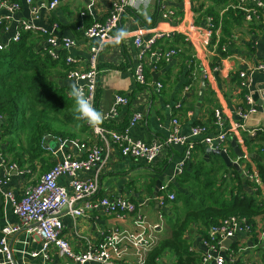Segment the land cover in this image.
I'll return each mask as SVG.
<instances>
[{"label": "crops", "instance_id": "1", "mask_svg": "<svg viewBox=\"0 0 264 264\" xmlns=\"http://www.w3.org/2000/svg\"><path fill=\"white\" fill-rule=\"evenodd\" d=\"M50 1L35 0L34 4L30 5L27 0H0V19H4L8 24V29L2 32V41L8 43L13 39L16 30L24 23L33 24L36 29L30 31H39L40 34H43L41 30L45 27L51 30L53 24L57 23L58 36L75 42L69 53L77 57L80 66L85 68L88 65L90 48L97 43V40L87 39L85 30L91 24L106 18L113 0H59L54 9H48ZM236 1L152 0L147 14H144L142 9L136 11L128 9L120 26L112 35L118 29L126 28L129 39L122 42L119 47H106L99 53L101 73L97 109L105 115L115 105L116 95L128 97L130 101L126 105L118 106L117 118L111 121L105 118L103 125L119 131L127 129L133 139L149 143L155 139L165 138L172 132L174 117H179L180 133L186 136H190L191 127L200 122L208 123L210 129H213L215 108L225 111L229 121L238 120L237 110L244 103V90L240 85L238 71L264 60V21L248 23L244 18L242 20L235 16L238 15V11L233 8ZM14 3L18 4V7L12 8ZM34 5L39 7L37 16L33 13ZM210 7L221 16L227 15L228 21L232 22L229 28L231 44L225 55L219 51V42L223 36L221 22L219 38L207 44L204 37ZM230 8L234 14H228ZM169 9L176 12L174 16L166 18L163 11ZM155 30L164 32L157 40L155 50L180 48L181 51L169 61H161L156 67L153 58L148 56L145 64L148 83L141 85L135 80L133 73L140 52L135 43V36L142 34L143 39H148ZM232 35H237V39L232 40ZM38 42L41 47L48 45L46 39L41 38ZM218 65L220 70L215 69ZM52 80L56 85L65 88L67 95L70 92L69 85L74 82L67 77L66 68L62 64L53 69ZM157 82L163 84L160 90L157 89ZM263 83L264 74L256 73L255 86H261ZM137 113L142 114L143 118L131 125V120ZM7 122V118L2 116L0 237L4 226L21 224L22 231L10 238L17 264H64L67 259L60 256L55 246H51L47 252L43 250L44 239L36 232L27 231L28 226L22 224L11 202L3 193L12 192L14 196L21 198L27 186L37 183L40 177L64 156L83 158L85 153L78 143L82 141L93 143L99 140L85 123V126L82 123H75L68 128L72 137L47 135L43 142L44 151L38 156H33L29 150L26 131H16L14 127L5 128ZM245 124L248 130L264 127V106L251 114ZM244 133L252 136L244 130L230 134L226 151L233 160L238 161L240 164L238 170H241L243 178H246L247 163L254 153L245 145ZM53 139L58 142L56 148L51 146ZM232 140H236L244 157L239 159ZM103 148L106 155L103 162L89 171H80L79 177L97 176L99 179L97 198L124 197L135 203L136 211L122 217L116 213H108L103 208H94L74 217L64 209L63 235L75 252H84L89 246L99 247L104 238L115 230L140 232L141 228L135 221L138 214L143 215L148 225L147 235H150L152 244L146 248L135 247L129 241L123 240L121 245L127 248L120 260L122 264H145L149 252L171 234L174 220L188 212L183 198L177 200L180 194L200 204L199 199L208 198L211 189L218 190L221 185H228L230 188L233 181L232 170L235 167L227 166L224 159L219 155L216 157L215 153L208 154L209 148L200 143L199 139H195L192 158L184 166V171L191 173V177L185 176L184 171L182 173L178 171L179 163L184 158L185 147L182 145H174L165 150L154 164H149L143 158L123 155L118 145L111 139ZM11 164H17L19 169H29L30 172L10 170ZM210 179H213L214 185L207 187ZM59 182L72 191L70 177L61 176ZM242 186L247 192H254L248 183L242 182ZM172 193L176 198L162 204L159 198ZM227 197L225 194V198ZM262 197L264 198V192ZM206 202L211 203L212 200L208 199ZM257 222L259 223L257 235L253 236L241 230L234 237L228 238L232 240L230 244H224L227 239L223 242L219 255L225 258V264H231L229 259L232 254L235 262L240 264H264V220L259 217ZM156 224L159 226L153 229ZM209 229L203 222L194 220L189 223L183 234L191 252L199 257V264H217L215 259L207 263L200 261L201 256L207 252L204 240ZM33 252L39 255L33 256ZM45 254H48V257H45ZM0 264H4L2 257ZM155 264H178V258L172 250L166 249Z\"/></svg>", "mask_w": 264, "mask_h": 264}, {"label": "built area", "instance_id": "2", "mask_svg": "<svg viewBox=\"0 0 264 264\" xmlns=\"http://www.w3.org/2000/svg\"><path fill=\"white\" fill-rule=\"evenodd\" d=\"M34 2L35 0H27V3L30 5L34 4ZM58 3L59 0H51L47 8L54 9ZM16 7H18V4L14 3L12 8ZM233 8L240 10L243 13L244 20L248 23L264 21V0H238L233 4ZM32 9L33 13L37 16L39 7L34 5ZM128 9L137 10V8L130 6L126 0H113L111 10L106 18L86 28L85 36L87 39L98 41L101 37L107 38L111 36L113 31L120 26L121 20ZM175 12V10L171 9L165 10L163 11V16L169 18L174 16ZM0 26H2L3 31L8 29V24L4 19H0ZM58 27V24L54 23L51 30H41L43 34L48 35L46 39L49 46L48 52L55 59H58L61 52H64L66 63L70 65L67 77L78 82L84 88L85 93L93 98L95 107L97 108L101 73L99 68L100 51L97 50L98 45L96 43L91 46L88 65L82 68L80 60L69 53L75 42L68 38L61 39L57 34ZM33 29H36L33 24H21L13 35V40H19L23 31ZM221 30V23L216 25L214 17L208 16L207 28L204 31L206 43L208 44L211 40L219 38ZM196 32L201 35L199 31ZM163 34L164 32L155 30L148 39H143L142 34L135 36V43L140 48V52L138 62L133 68V73L135 80L141 85L148 83L145 65L148 56L153 58L155 62L154 67H156L160 60L169 61L181 51L180 48L155 50L154 46ZM233 39L236 40L237 35H232ZM230 44L228 41V43L222 46V49L226 51ZM215 69L220 70V66H216ZM256 73L264 74V60L238 71L241 87L244 90V103L237 110L238 120L229 121L225 111L215 108L212 122L213 129H210L208 123L200 122L194 124L191 127L190 136H186L180 133L181 121L179 117H174L172 119V132L165 138L155 139L149 143L133 139L127 129L119 131L105 125L100 126L98 129H93L84 120L87 128L99 141L93 143L82 141L77 144L84 150L85 156L83 158H76L72 155L64 156L50 170L45 172L37 183L27 186L21 198H17L12 192H4L3 194L11 202L22 224L28 226L27 231L36 232L44 239L43 250L47 252L51 246H55L60 256L67 259L64 264H87L90 262L96 264H122L120 260L127 248L121 245L123 240L129 241L135 247L146 248L152 244L150 235H147L148 225L143 215L138 214L135 221L136 225L141 228L140 232H119L115 230L104 238L103 243L99 247L93 248L89 246L84 252H75L68 239L63 235L64 225L62 216L64 209H67L66 212L74 217L83 215L85 210L94 208H103L108 213H116L123 217L126 214L134 213L137 208L134 202L124 197L110 198L104 196L97 198L96 196L99 192L98 177H79V172L89 171L103 162L106 158L103 145L108 144L109 139L118 145L123 155L143 158L149 164L156 163L162 156V153L170 147L182 145L185 147L184 158L178 167L179 173H182L186 162L192 158L195 139H199V142L205 144L209 149L227 150L226 144L230 134H237L240 130H244L255 135L258 130H263L264 127L248 130L245 126V121L251 114L259 110V100L263 101L264 106V83L261 86H255L254 75ZM162 87V82H157V89L160 90ZM69 93L68 96L72 97ZM255 93L258 94V99L255 98ZM129 101L128 97L116 95L115 105L105 113V118L108 121L116 119L118 106L126 105ZM1 118L2 116L0 115ZM142 118V114H135L131 120V125ZM10 170H17L21 173L30 172L29 169H19L17 164H11ZM61 176L70 177L71 192L59 182ZM246 178L253 182L254 191L257 190L258 186L262 185V179L257 171L250 172L247 169ZM175 198L176 195L172 193L168 196H161L159 199H161L162 204H166L169 199L174 200ZM158 226L159 224L154 225L153 229ZM22 227L21 224H8L2 229L0 257L3 258L4 264H17L15 250L10 243V238L20 233L23 229ZM241 230H245L250 234V226L248 224L243 225V222L239 221L235 216L225 218L219 224L211 226L209 229L210 238L204 240L207 252L204 254L203 262L207 263L215 259L217 264H225V258L219 255L221 248H223L222 244L226 239L234 237ZM32 255L37 256L39 253L33 252ZM45 257H48V254H45ZM229 261L231 264H240L235 262L233 254L230 256Z\"/></svg>", "mask_w": 264, "mask_h": 264}, {"label": "trees", "instance_id": "3", "mask_svg": "<svg viewBox=\"0 0 264 264\" xmlns=\"http://www.w3.org/2000/svg\"><path fill=\"white\" fill-rule=\"evenodd\" d=\"M221 1L227 2L228 0ZM231 11L230 8L228 14H234ZM237 11L239 13L237 12L238 15L235 16L240 19L244 18L243 13L240 10ZM208 15L214 17L216 25L222 23L223 36L219 42V51L225 55L226 52L222 50V46L229 41V28L232 22L228 21L227 15L221 16L213 7L208 9ZM2 32V26H0V115L7 118L5 128L14 127L16 131H26L29 150L33 156H38L45 149L43 142L47 135L72 137L68 129L71 124L82 123L85 126L84 120L76 118L73 97H69L65 88L56 85L52 80L53 69L57 65L65 66L66 75L70 65L66 63L64 52H61L60 57L55 59L49 54L48 45L41 47L38 41L41 38L47 39V34H40L39 31H23L19 40L11 39L5 43L1 39ZM161 61L164 60H160L158 64ZM243 139L245 145L254 153L247 163V169L250 172L259 173L262 185L252 193L247 192L242 182L248 183L252 188L254 187L253 182L243 178L241 170L234 168L230 188L228 185H221L218 190L211 189L208 198L199 199L200 204L180 194L177 200L183 198L188 212L183 217L179 216L174 220L171 234L163 238L149 252L145 264H155L157 258L166 249L176 254L178 264H199V257L191 252L189 243L183 237L189 223L194 220H199L211 228L223 219L235 216L243 222V225L250 226V234L253 236L258 234L257 220L259 217L264 220V198L262 197V192H264V129L258 130L252 136L244 133ZM216 157L219 156L216 155ZM183 174L191 177L188 171H184ZM212 185L214 182L210 179L207 187H212ZM225 194L228 195L227 198ZM208 199L212 202L207 203ZM259 230L263 232L262 229ZM207 238H210L209 232ZM203 258L204 255L201 256L200 261H203Z\"/></svg>", "mask_w": 264, "mask_h": 264}, {"label": "clouds", "instance_id": "4", "mask_svg": "<svg viewBox=\"0 0 264 264\" xmlns=\"http://www.w3.org/2000/svg\"><path fill=\"white\" fill-rule=\"evenodd\" d=\"M126 2L137 9H142L147 14L152 0H126ZM129 39V33L126 28L118 29L113 35L97 41L98 51H103L106 47H119L122 42ZM70 95L75 101L74 110L76 118L85 120L93 128L98 129L104 123V113L95 107L93 98L85 93V90L78 82H72L69 85Z\"/></svg>", "mask_w": 264, "mask_h": 264}, {"label": "water", "instance_id": "5", "mask_svg": "<svg viewBox=\"0 0 264 264\" xmlns=\"http://www.w3.org/2000/svg\"><path fill=\"white\" fill-rule=\"evenodd\" d=\"M254 96H255L256 99H258V94H257V93H255ZM258 103H259L260 108L262 109V108H263V101H262V100H259ZM232 145L234 146V151H235L236 154L238 155L239 159L242 158V157L244 156V153H243V151H241L240 148L237 146V144H236V140H232ZM57 147H58V144H57ZM207 151H208V152H207L208 154H209V153H215V154L221 156V157L224 159V161H225V163L227 164V166H233V167H235V168H237V169H240V164L238 163V161L232 159V157H231V155L229 154L228 151L223 150V149H207ZM231 242H232L231 239H227V240L224 242V244H225V245H228V244H230Z\"/></svg>", "mask_w": 264, "mask_h": 264}, {"label": "rangeland", "instance_id": "6", "mask_svg": "<svg viewBox=\"0 0 264 264\" xmlns=\"http://www.w3.org/2000/svg\"><path fill=\"white\" fill-rule=\"evenodd\" d=\"M62 118H63V116H62ZM57 144H58V142L56 141V140H52L51 141V146H52V148H56L57 147Z\"/></svg>", "mask_w": 264, "mask_h": 264}, {"label": "bare ground", "instance_id": "7", "mask_svg": "<svg viewBox=\"0 0 264 264\" xmlns=\"http://www.w3.org/2000/svg\"><path fill=\"white\" fill-rule=\"evenodd\" d=\"M45 28H46V27H45ZM45 28H44V29H45Z\"/></svg>", "mask_w": 264, "mask_h": 264}]
</instances>
